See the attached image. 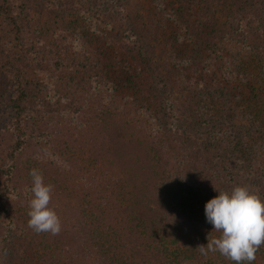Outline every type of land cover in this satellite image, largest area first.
Here are the masks:
<instances>
[{
    "label": "trees",
    "instance_id": "trees-1",
    "mask_svg": "<svg viewBox=\"0 0 264 264\" xmlns=\"http://www.w3.org/2000/svg\"><path fill=\"white\" fill-rule=\"evenodd\" d=\"M37 106L62 137L25 158ZM6 122L0 264H235L198 246L220 236L219 192L264 200V0H0ZM176 152L198 183L173 173ZM33 168L74 212L59 235L10 215Z\"/></svg>",
    "mask_w": 264,
    "mask_h": 264
},
{
    "label": "clouds",
    "instance_id": "clouds-1",
    "mask_svg": "<svg viewBox=\"0 0 264 264\" xmlns=\"http://www.w3.org/2000/svg\"><path fill=\"white\" fill-rule=\"evenodd\" d=\"M31 192L28 226L35 233L59 235L62 224L57 212L50 207L53 186L45 184L42 173L31 169ZM207 222L220 233L218 238L198 246L201 254L219 252L235 264H251L256 252L264 245V200L246 186H236L229 193L221 191L205 205Z\"/></svg>",
    "mask_w": 264,
    "mask_h": 264
},
{
    "label": "rangeland",
    "instance_id": "rangeland-1",
    "mask_svg": "<svg viewBox=\"0 0 264 264\" xmlns=\"http://www.w3.org/2000/svg\"><path fill=\"white\" fill-rule=\"evenodd\" d=\"M83 24V22H81ZM184 94L183 91L179 88L175 92V95L173 96V100L176 102H179L181 98H183ZM42 100H46V94L43 95ZM40 103V102H38ZM42 106H37L34 111L30 112L28 119H27V128L29 135L26 137L25 141V150H24V157L25 158H31V157H37L43 150H45V153H51V151L54 148V145L56 144V141H61V135L58 134L57 131H55L53 126L51 125V119L52 117H49L46 112L43 110L41 111ZM43 109V108H42ZM1 112L5 113V117H7L9 112L2 107ZM9 121V120H8ZM0 125L1 133H0V140H3L7 142L8 144H12L14 142V137L12 136V132L7 129V122L5 125ZM42 154V155H43ZM48 154V155H49ZM175 160L172 161V168L173 173L177 176H179L181 179L186 181L190 184H196L199 182L201 176L198 174V172L191 169L188 162L186 165V158L184 162L181 161V156L176 152L175 154ZM180 164H183V167L180 166ZM186 166V167H185ZM19 190L20 186H16ZM23 191V190H22ZM18 192V191H17ZM24 192V191H23ZM16 193L13 198L10 200L8 204L10 215L15 217L17 214H25L29 212V201L33 198V196L26 195L24 193ZM67 204H63L61 200H57L52 197L50 207H52L60 217L61 222L66 223L71 226L70 218L72 215H74V212L72 211V208H68V206H65ZM264 264V261H263Z\"/></svg>",
    "mask_w": 264,
    "mask_h": 264
}]
</instances>
